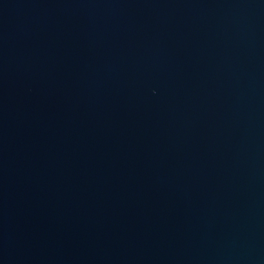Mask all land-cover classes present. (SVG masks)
<instances>
[{
  "label": "water",
  "instance_id": "95a60500",
  "mask_svg": "<svg viewBox=\"0 0 264 264\" xmlns=\"http://www.w3.org/2000/svg\"><path fill=\"white\" fill-rule=\"evenodd\" d=\"M0 264H264V0H0Z\"/></svg>",
  "mask_w": 264,
  "mask_h": 264
}]
</instances>
